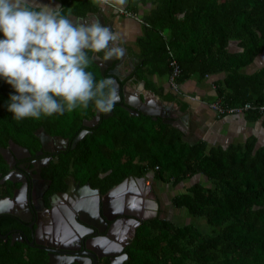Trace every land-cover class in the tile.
I'll list each match as a JSON object with an SVG mask.
<instances>
[{
    "label": "trees",
    "instance_id": "1",
    "mask_svg": "<svg viewBox=\"0 0 264 264\" xmlns=\"http://www.w3.org/2000/svg\"><path fill=\"white\" fill-rule=\"evenodd\" d=\"M103 5L100 0H60L65 14L70 9L78 18ZM118 6L138 16L143 27L136 39L138 61L132 73L141 77L143 68L150 67V72L168 76L169 49L180 68L178 83L193 75L224 72L223 102L264 104V61L252 74L242 71L258 56L264 60V0H125ZM143 8L148 9L141 13ZM232 43L235 49L230 50ZM98 55L104 58L103 52ZM111 67L101 74L93 59L88 70L101 79L112 76ZM116 77L120 88L129 78ZM10 94L15 90L0 79V147L10 139L36 149L39 128L68 139L58 160L43 172L54 179L53 190L65 188L68 175L99 193L129 175L173 186L195 174L208 178L205 186L187 185L171 203L202 218L211 229L190 222L175 224L158 215L145 219L125 246L122 264H264V145H258L255 136L227 146H209L203 140L191 143L161 118L132 114L118 103L107 117L100 112L92 126L83 120L96 114L94 105L17 121L6 107ZM120 95L122 100L121 91ZM82 130L85 133L73 146ZM6 170L0 154V178ZM7 188L0 184V197ZM11 221L9 215L0 216V233H6ZM35 252L19 241L0 238V264H45L46 258Z\"/></svg>",
    "mask_w": 264,
    "mask_h": 264
},
{
    "label": "clouds",
    "instance_id": "2",
    "mask_svg": "<svg viewBox=\"0 0 264 264\" xmlns=\"http://www.w3.org/2000/svg\"><path fill=\"white\" fill-rule=\"evenodd\" d=\"M70 15L37 0H0V79L15 90L6 107L17 121L90 105L109 112L117 102L115 81L97 79L88 69L101 52L105 60L124 55L116 46L119 33L99 20L73 22Z\"/></svg>",
    "mask_w": 264,
    "mask_h": 264
},
{
    "label": "flooded vegetation",
    "instance_id": "3",
    "mask_svg": "<svg viewBox=\"0 0 264 264\" xmlns=\"http://www.w3.org/2000/svg\"><path fill=\"white\" fill-rule=\"evenodd\" d=\"M77 19L79 20L80 18L77 17ZM105 24L108 25V23L106 22ZM118 104L120 105V103ZM157 118L160 117L157 116ZM49 136L53 138L52 141L48 142L47 147L49 149L47 150H44L42 148V144L38 137L37 138L39 141V146L36 149H34L33 147H27L25 144H21L12 140L13 143H16L18 146L22 147L23 151L19 150L17 154L18 157L13 160L11 166H9L5 161L7 170L4 175H6L10 171L11 173L13 172L12 176L14 178V181L6 179L4 182L0 183L2 185H6L8 187L7 189H9L7 191L8 193L2 195L0 199L10 200L9 198L13 195L14 192L16 193V195L15 198L11 200L12 202L10 201L8 204L4 203L5 208H7L10 213H3L0 214V216L9 215L11 216L12 221L10 222L11 224L9 223L10 225L7 226L6 233H0V236H4V238H0L7 240L8 238L11 239V237L15 234L22 235V240L17 239L15 241L24 243L25 247L29 246L30 248H33L34 251L36 250V255H41L42 257L46 258L45 264L48 263L49 258H51L50 264L52 262L54 264H61L60 260H58L59 256H64L65 259L67 258V261H65L67 264H78L77 261H74V258L80 261L84 260L87 263V259H89V257L86 255H82V251H88L85 249L88 248V246L99 245L101 247L100 249L105 252L116 250L117 246L120 245L122 240L126 239V241H128L129 243V240L133 235H129L128 231L119 232L114 239L110 238L109 240H107V242L102 241L101 239H99V241L93 240L97 236L103 237L106 231L99 232L96 236H94V232L97 229L85 222L78 220L76 217L79 215V213L75 215V220L85 225L87 228H90V230L85 229L82 232L80 228L74 229V226L66 220V217L64 216L62 211H65V213H70L71 211H73L72 208L74 206H77L80 201H87L88 204H91L96 202V198L95 195L90 192L88 193V195L84 193L80 196L77 195L76 198H72L69 194H65L71 180L73 181L71 187H73L72 189L74 190L78 185L81 186L84 184H88H78V182H76V180L71 177V175L66 176L64 179L65 188H60L59 186L53 190L52 185L55 183L54 179L48 176H43V172L46 173V171L50 167V163L58 160V155L60 154V152H63L68 146V139L57 135ZM65 140H67V144L64 143ZM9 141L10 139L8 140L6 146H8ZM40 150L42 151L40 152ZM146 180L147 178H145L144 180L145 186L148 185L146 184ZM126 184L132 192L129 195L126 194L125 198L129 196L130 198L135 199L136 197L138 199H141L142 201L145 198L146 194L152 189L154 192H156L155 184L149 185L150 188L147 193L144 191L145 187L141 188L133 181H129ZM64 194L67 196H65ZM24 203H26V205L30 209L29 215L23 212L24 208L22 207V205ZM13 211H16L20 215H23L28 220L25 221L19 216L12 214L11 212ZM115 218L116 217H114L110 221H107V226H109L111 222L116 220ZM29 241H32L34 243V246H30L28 244ZM127 244L123 245V248L121 250L123 253L124 248ZM44 248L50 249L46 250ZM55 249L60 251L54 253ZM122 252L118 253L117 255L96 257L97 264H111L113 258L120 257Z\"/></svg>",
    "mask_w": 264,
    "mask_h": 264
},
{
    "label": "crops",
    "instance_id": "4",
    "mask_svg": "<svg viewBox=\"0 0 264 264\" xmlns=\"http://www.w3.org/2000/svg\"><path fill=\"white\" fill-rule=\"evenodd\" d=\"M49 2L53 6L57 5V2L60 5V0H37V3L40 4H48ZM147 9L143 8L141 13ZM124 18H128L130 22ZM70 19L73 22L86 24L96 20L101 21V19L108 24L111 23L113 31L120 35V40L116 42V46L124 49L122 60L115 65L117 76L120 78L129 76L123 87L135 98L138 95L143 101L159 107L158 111L165 110L178 120L181 119L180 128L174 124H169L183 132V138L186 141L189 140L193 143L197 140H203L209 146H227L235 142H244L248 137L255 136L258 145H264V114L259 116H253L249 112L223 114L211 106V103L216 101L226 104L222 101L226 92L223 81L226 73L218 72L204 77L193 75L185 79L188 81L185 86L182 85L185 80L179 82L182 85L181 90L174 91L170 89L168 76L152 70L150 72V67L148 69H146L147 67L143 68V72H140L141 77L132 73L138 61L135 55L139 50L136 39L142 34L143 28L138 16L120 14L105 4L99 11L87 13L84 18H80L83 20H78L73 15H70ZM233 49H235L234 43L230 44V50ZM259 61L260 59L257 61L255 58L242 71L247 74L254 73L263 65L264 60L260 61V65L258 64ZM256 64L259 67L256 68ZM113 67L114 65L111 68ZM202 81L203 83H201ZM218 86L221 91H218ZM227 105L233 104L227 103ZM160 118L165 119L164 117ZM243 136L245 137L242 140Z\"/></svg>",
    "mask_w": 264,
    "mask_h": 264
},
{
    "label": "water",
    "instance_id": "5",
    "mask_svg": "<svg viewBox=\"0 0 264 264\" xmlns=\"http://www.w3.org/2000/svg\"><path fill=\"white\" fill-rule=\"evenodd\" d=\"M100 23L104 26H108L109 28H111L113 30L111 23H109L107 25V24H105V22L102 19H101ZM116 59L117 58L105 60L104 58H101L98 54H96L94 61L99 66L101 74H104L105 70L108 67L112 66L113 62ZM121 60H122L121 57L118 58V60L114 63V67L108 70V73L112 74L111 78L115 81V84H116V89H117V94H118V100L116 103H120V105L125 110H127L128 112H131L132 114H135V115H139L140 113H142V114L150 115L154 119L157 118V116L164 117L165 119L162 120L163 122L174 124L175 126H178L180 128V124L182 123L181 119L178 120L173 115L168 114L165 110L158 111L159 107H157L155 105L153 106V104H149V102H145V100L143 101L142 99L139 98L138 95H137L138 98L137 97L135 98V96L131 93H128L126 91L125 87H123V86H122V88H120L118 79L116 77L118 74H117V71L115 69V65L118 63V61H121ZM120 91L122 93V100H121ZM151 106H153V107H151ZM99 113L100 112L97 110L96 114L91 119H84L83 124L86 126L94 125L99 119ZM110 113H111V110L109 112H104L103 116L107 117L108 115H110ZM84 133H85V131L82 130L74 138L73 146L75 145V143L80 139V137ZM36 135L42 144V148L44 150L49 149L47 147V145H48V142L52 141L53 137L46 135L42 128H40L36 132ZM64 143L67 144V140H65ZM19 150L23 151V148L18 146L16 143H13L12 140H10L8 146L0 147V154L2 155L3 159L7 162V164L9 166H11L13 160L16 157H18L17 154H18ZM41 151L42 150H40V152ZM12 174H13V172L11 173V171H10L6 175L1 177L0 183L4 182L6 179H10L11 181H14ZM144 180H145L144 176L136 177V178L133 176H128L125 179H123L121 182H119L118 184L112 186L110 189H108L103 194H99V191L97 189L91 188L88 184H84L81 186L78 185L75 187V190H74V189H72L73 187H71L73 184V181L71 180L69 182V186H68L67 192L65 194H69L72 198H76L77 195L80 196L83 193L86 195H88L89 192L92 193L93 195H95V198H96L95 201H97L96 208H95L96 213L95 214L90 213L87 209L84 208V206L73 207V212L72 211H71V213L68 212L69 215H68V213H65V211H62V213L66 217V220L74 226V229L80 228L82 232L85 229L90 230V228H87L85 225H83V224L79 223L77 220H75V215L77 213H79V215L76 217L78 220L85 222V223H87V224H89V225H91L97 229L94 232V236H96L97 233H99V232L106 231V233L103 237L97 236L98 238L95 237L93 240L99 241V239H101L102 241L107 242V240H109L110 238H114L115 236H117V234L119 232H121V231L126 232L127 229L129 232L128 234L132 236V235H134L135 228L141 223V221L156 216L157 207H158L157 202L151 198H144L142 201H140V203H139L140 206L137 207L136 205H133L130 200H128V201L126 200L124 202H121V204H119V202L116 203V201H114L113 198H114V195L120 189V187L129 181H133L135 184H137L141 188L145 187L144 191L148 192L150 186H148V185L145 186ZM15 195H16V193L14 192L13 195L9 198L10 200L0 199V214L9 212V210H7V208H5L4 203L8 204L13 198H15ZM65 196H67V195H65ZM22 207L24 208L23 212L25 214L29 215L30 209L28 208L26 203H24L22 205ZM11 213L16 215V216H19L21 219H23L25 221L28 220L26 217L18 214L16 211H13ZM114 217H116L115 218L116 220H114L113 222H111V224L109 226H107V224H108L107 221L112 220ZM0 237L4 238V236H0ZM17 239L22 240L23 239L22 235H20V234L19 235L18 234L13 235L11 237V243ZM127 243H128V241H126V239H125L124 241H122L121 245L117 246L116 250L105 251V252H103L100 249L101 247L99 245L88 246V248H85L88 251H82V255H86L89 257V259H87V263L84 260H81V261L76 260V258H74V261H77L78 264H97V258L96 257H101V256H106V255H117L118 253L122 252L121 250L123 248V245H125ZM28 244L30 246H34V243L32 241H29ZM44 249L49 250L50 248H44ZM60 249H62V248H60ZM58 251H60V250L55 249L54 253L58 252ZM79 253H81V252H79ZM126 257H127L126 253L122 252L120 257H118V258L114 257L113 258V261L111 264H122L123 260H125ZM66 259L64 258V256H59L58 260H60L61 264H67L65 262V261H67ZM50 261H51V258H49L47 264H50ZM83 262H85V263H83Z\"/></svg>",
    "mask_w": 264,
    "mask_h": 264
},
{
    "label": "rangeland",
    "instance_id": "6",
    "mask_svg": "<svg viewBox=\"0 0 264 264\" xmlns=\"http://www.w3.org/2000/svg\"><path fill=\"white\" fill-rule=\"evenodd\" d=\"M50 2L52 3V1H50ZM49 3H48V5H50L52 7L59 5L58 2L56 3L57 5H54V6H53V4L51 5V3L50 4ZM125 20L130 22V20H128V18H126ZM256 59H257V61L259 59H260V61H262L263 58H262V56H258ZM260 61L258 62L259 65H260ZM257 67H259V66L256 64V68ZM243 73H245V72H243ZM187 82L188 81H186V80L183 81L182 85L185 86V84ZM201 83H203V81ZM182 85H181V83L178 84L179 90H181ZM244 137L245 136H243L241 139L243 140ZM187 141H189V140H187ZM189 142H191V141H189ZM146 181H147L146 184H148V186L150 184H155V187H156V192H154L152 189L150 192H148V193L146 192L147 194L145 196V198H151L153 200L154 199L158 200V201L156 200L158 202L156 215H158L159 217L168 218V219L172 220L175 224H183V223L190 222L192 224L194 223L195 225H197L199 227L205 228V226H207L208 230L211 229L210 225H208L206 223L204 225L202 218L192 217V216L187 214L185 209L176 208L171 203L172 196L174 194H177L178 192L183 191L187 185H190L194 182H198L199 184H201L203 186L207 185L209 180L206 176H204L202 174H195V175L191 176L190 178H187L186 181H183L182 183H180L176 186H173L171 183H162V182H156L155 183L154 181L151 180V177H148ZM30 250H32V252L34 251L33 248H30Z\"/></svg>",
    "mask_w": 264,
    "mask_h": 264
},
{
    "label": "built area",
    "instance_id": "7",
    "mask_svg": "<svg viewBox=\"0 0 264 264\" xmlns=\"http://www.w3.org/2000/svg\"><path fill=\"white\" fill-rule=\"evenodd\" d=\"M101 2L108 4L110 7L114 8L117 12L120 14L126 15V16H134V14L128 12L127 10H124L122 7L112 3L111 1L105 2V0H100ZM168 54H169V67H170V72L168 75V84L170 86V89L174 91H178V82H177V77L180 73V68L176 62V60L173 57V53L171 50L168 49ZM211 106L217 110L219 113H242V112H247L249 110H257V112H264V104L261 105H256L252 104L251 102H245L244 104H237V105H227V104H222L221 102H214L211 103Z\"/></svg>",
    "mask_w": 264,
    "mask_h": 264
},
{
    "label": "bare ground",
    "instance_id": "8",
    "mask_svg": "<svg viewBox=\"0 0 264 264\" xmlns=\"http://www.w3.org/2000/svg\"><path fill=\"white\" fill-rule=\"evenodd\" d=\"M131 190H130V188L127 186V184H123L121 187H120V189L118 190V192L114 195V198H113V200L114 201H116V203H118L119 202V204H121V202H124V201H128V200H130L131 201V203L133 204V205H136L137 207L138 206H140V201H141V199H138V198H136L135 197V199H132V198H130L128 195L129 194H131ZM126 194H128L127 196L128 197H126L125 198V195ZM130 196H132V195H130ZM96 204H97V201L95 202V203H91V204H88V202L87 201H80L79 203H78V205L77 206H74V207H81V206H84V208L85 209H87L90 213H92V214H95L96 213ZM73 209V208H72ZM73 212V211H72ZM71 213V212H70ZM123 229V228H122ZM115 230V229H114ZM128 231V229L126 230V232ZM129 233V232H128ZM115 236V235H114ZM116 237V236H115ZM114 237V238H115ZM114 238H112V239H114ZM122 241H124V240H122ZM122 244V242L120 243V245ZM51 264H54L53 262L51 263Z\"/></svg>",
    "mask_w": 264,
    "mask_h": 264
}]
</instances>
